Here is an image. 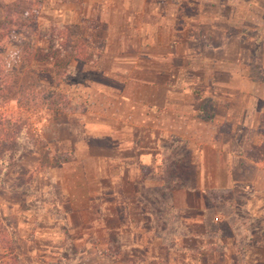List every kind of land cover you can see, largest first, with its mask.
<instances>
[{
  "label": "crops",
  "instance_id": "1",
  "mask_svg": "<svg viewBox=\"0 0 264 264\" xmlns=\"http://www.w3.org/2000/svg\"><path fill=\"white\" fill-rule=\"evenodd\" d=\"M64 7L55 24L75 27L98 54L74 61L88 76L78 83L86 112L51 116L49 126L52 149L75 164L58 184L71 201L98 202L111 183L119 198L128 189L134 203L143 189L167 187L166 144L173 140L187 148L186 165L196 174L193 189L176 180V209L194 208L196 219L204 218L208 205L222 201L211 193L257 191L264 171L250 157L264 143V0H82ZM249 43L256 48L246 50ZM27 155L32 166L26 155L20 162L37 170L40 157Z\"/></svg>",
  "mask_w": 264,
  "mask_h": 264
},
{
  "label": "rangeland",
  "instance_id": "2",
  "mask_svg": "<svg viewBox=\"0 0 264 264\" xmlns=\"http://www.w3.org/2000/svg\"><path fill=\"white\" fill-rule=\"evenodd\" d=\"M16 1L0 0V29L11 21L7 10ZM35 1L36 22L43 25L61 22L64 6L82 0ZM74 33L79 35L77 30ZM0 35L4 37L0 36L4 45L1 75L9 92L0 90V142L4 138V148L19 150L13 167H0V264H264V179L259 178L253 193L244 188L211 193V199L222 201L212 202L205 217L196 219L197 210L181 211L172 200L182 188L176 180L193 189L196 175L186 165L192 156L176 140L166 144L171 152L163 171L167 187L143 189L141 201L134 203L128 189L120 190L119 198L111 183L102 189L98 202L71 201L58 184L64 169L75 164L65 165L70 156L52 149L54 123L50 126V122L56 115L86 112L85 89L78 83L88 76L74 60L75 74L67 80L60 77L63 70L57 74L47 60L27 63L21 58L24 50L46 49L48 43L9 31ZM245 47L256 48L253 43ZM14 82L16 88H11ZM74 100L82 105L76 106ZM69 106L73 111L66 113ZM261 120L264 137V115ZM17 132L24 133L25 140L16 141ZM30 152L40 157L37 170L26 167V163L32 166L33 159L27 158ZM251 155L264 171V143L253 148Z\"/></svg>",
  "mask_w": 264,
  "mask_h": 264
},
{
  "label": "trees",
  "instance_id": "3",
  "mask_svg": "<svg viewBox=\"0 0 264 264\" xmlns=\"http://www.w3.org/2000/svg\"><path fill=\"white\" fill-rule=\"evenodd\" d=\"M60 1V0H59ZM71 1V0H65ZM8 14L11 17V21L8 22L6 28L0 29V34L10 32L17 33L22 37L27 38L28 40H39L38 42H47L49 47L46 49H40L35 46L30 48L29 51L22 52V59L26 60L27 63L33 62L35 59L38 61H46L48 64H53L57 74L63 70L60 75L61 78L65 80L68 77L75 74L74 70L71 68V61L77 62H93L98 56L94 51L87 50L88 43L85 39L80 36L75 35L76 28L73 26L60 25V24H43L39 25L36 22V16L38 13V4L35 0H18L16 3L11 4L7 10ZM4 38L2 35H0ZM8 35L6 34V37ZM90 47V46H89ZM4 45H0V53ZM98 53L102 52L101 48L98 49ZM3 54H0V62H2ZM3 68L0 66V90L3 91V94L9 93L6 87L7 80L2 77ZM62 69V70H61ZM14 81V80H13ZM11 88H16L15 82ZM14 91V89L12 90ZM17 102L20 103L19 99ZM69 104V103H68ZM55 106H58L55 104ZM66 113L73 111L69 106L68 110H64ZM16 141H23L25 134L23 133L15 134ZM14 138V139H15ZM0 142V167L3 170H7L16 163L18 151L16 147L4 148L6 143L4 138H1ZM25 140V139H24ZM215 231L219 229L218 224L214 226ZM221 228V226H220ZM222 227L221 229H224Z\"/></svg>",
  "mask_w": 264,
  "mask_h": 264
}]
</instances>
